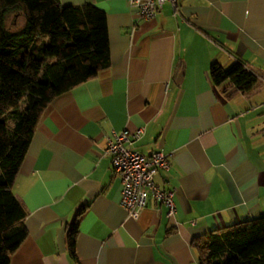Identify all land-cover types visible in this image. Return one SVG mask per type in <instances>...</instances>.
I'll use <instances>...</instances> for the list:
<instances>
[{
  "label": "crops",
  "instance_id": "1",
  "mask_svg": "<svg viewBox=\"0 0 264 264\" xmlns=\"http://www.w3.org/2000/svg\"><path fill=\"white\" fill-rule=\"evenodd\" d=\"M57 1L105 14L110 63L43 111L12 187L27 236L9 264H198L193 239L264 215V0H178L150 19L127 0ZM214 62L255 84L215 87ZM138 129L130 149L167 155L156 182L174 190L171 217L152 200L137 220L119 206L104 153Z\"/></svg>",
  "mask_w": 264,
  "mask_h": 264
},
{
  "label": "trees",
  "instance_id": "2",
  "mask_svg": "<svg viewBox=\"0 0 264 264\" xmlns=\"http://www.w3.org/2000/svg\"><path fill=\"white\" fill-rule=\"evenodd\" d=\"M20 13L23 28L11 33L7 15ZM105 14L96 7H63L57 0H0V264L25 240V212L12 187L36 125L48 104L109 66ZM215 87L244 91L256 78L240 63L210 65ZM12 122V126L9 125ZM81 206L68 227L74 243ZM198 264H264V215L232 224L192 241Z\"/></svg>",
  "mask_w": 264,
  "mask_h": 264
},
{
  "label": "built area",
  "instance_id": "3",
  "mask_svg": "<svg viewBox=\"0 0 264 264\" xmlns=\"http://www.w3.org/2000/svg\"><path fill=\"white\" fill-rule=\"evenodd\" d=\"M178 0H127L142 19L153 18L165 4L176 10ZM143 134L142 129L131 135L126 130L113 134L108 140L105 155L110 159L112 172L120 180L119 206L126 211L129 218L137 220L152 200L158 206L167 210V216L175 213L174 190L161 188L156 177L161 171L169 169L167 155L162 152H152L149 155L140 154L130 149V140H138Z\"/></svg>",
  "mask_w": 264,
  "mask_h": 264
},
{
  "label": "rangeland",
  "instance_id": "4",
  "mask_svg": "<svg viewBox=\"0 0 264 264\" xmlns=\"http://www.w3.org/2000/svg\"><path fill=\"white\" fill-rule=\"evenodd\" d=\"M5 26L9 32L16 33L23 28L24 18L20 13H10L6 17ZM9 125L12 126V122Z\"/></svg>",
  "mask_w": 264,
  "mask_h": 264
}]
</instances>
